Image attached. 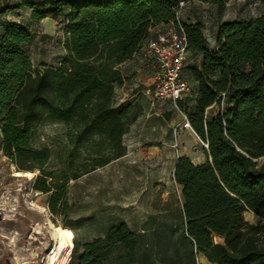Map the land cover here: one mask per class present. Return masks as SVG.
Segmentation results:
<instances>
[{
    "label": "trees",
    "instance_id": "1",
    "mask_svg": "<svg viewBox=\"0 0 264 264\" xmlns=\"http://www.w3.org/2000/svg\"><path fill=\"white\" fill-rule=\"evenodd\" d=\"M180 1L194 0H21L12 7L0 0V16L22 6L32 21L65 19V57L33 71L24 50L31 32L0 18V149L18 172L38 171L32 188L49 194L53 215L67 210V177L45 168L51 153L31 144L34 130L47 119L68 125V141L88 151L84 172L122 156V136L141 107H114L115 87L123 84L119 66L136 59L151 27L176 19ZM181 24L189 52L183 76L193 87L177 107L208 156L199 164L176 159L182 228L163 223L158 238L145 239L125 222L113 223L102 236L73 242L75 264H203L201 256L211 264H264V11L220 23L212 47L199 21ZM192 55L200 62L188 63ZM246 211L260 220L249 224Z\"/></svg>",
    "mask_w": 264,
    "mask_h": 264
},
{
    "label": "rangeland",
    "instance_id": "2",
    "mask_svg": "<svg viewBox=\"0 0 264 264\" xmlns=\"http://www.w3.org/2000/svg\"><path fill=\"white\" fill-rule=\"evenodd\" d=\"M17 2L7 0V5L12 7ZM262 11L264 0H222L221 5L194 0L178 9L177 17L181 22L199 21L206 43L212 47L220 23L249 21ZM8 14L32 34V41L24 45V50L31 59L33 71L40 70L43 64L57 67L66 55L64 17L32 21L29 10L24 7L12 9ZM200 60L201 56L192 55L188 63ZM119 70L123 84L115 87L114 107L129 102L141 107V114L122 136L125 147L122 156L84 172L80 164L87 160L88 151L68 141V125L47 119L33 132L31 144L50 150L45 168L57 177H67L66 212L53 215L47 207L49 194L32 188L38 171L34 170L31 178L17 176L18 170L0 149V264H5V260L9 264H43L46 249L52 243L51 225L60 235L58 258L68 252L63 249L68 238L83 244L102 236L109 225L120 221L145 239L158 238V229L163 223L182 228L181 187L173 179L174 164L180 156L196 164L206 162L204 142L191 130L180 128L184 114L172 103L154 101L145 95L149 74L139 60L131 59L120 65ZM191 105L189 101L187 107L191 109ZM223 106L226 103L221 102L219 108ZM243 216L249 224L260 220L249 211ZM186 249L187 246H180L179 252L185 253ZM75 262L76 258L70 255L65 264Z\"/></svg>",
    "mask_w": 264,
    "mask_h": 264
},
{
    "label": "built area",
    "instance_id": "3",
    "mask_svg": "<svg viewBox=\"0 0 264 264\" xmlns=\"http://www.w3.org/2000/svg\"><path fill=\"white\" fill-rule=\"evenodd\" d=\"M185 4L180 1L178 9ZM188 54L186 35L177 12L175 20L151 27L149 37L136 55L142 68L149 74L145 95L154 101H168L178 109L177 101L190 94L193 87L183 76ZM180 128L193 132L185 115ZM203 144L207 148V144Z\"/></svg>",
    "mask_w": 264,
    "mask_h": 264
},
{
    "label": "bare ground",
    "instance_id": "4",
    "mask_svg": "<svg viewBox=\"0 0 264 264\" xmlns=\"http://www.w3.org/2000/svg\"><path fill=\"white\" fill-rule=\"evenodd\" d=\"M15 174L17 176H29L30 178L33 176L32 172H18L16 171ZM178 185V184H177ZM35 229H37V227H35ZM38 230V229H37ZM49 234H50V238L52 239V243L49 245V247H47L48 249H46V257H45V261L43 264H65L66 261L69 259V256L71 255L70 252L73 249V242L68 238V240L66 241L65 245L63 246V249H67L68 252L62 257V258H58V251L60 249V235L58 230L51 225L50 229H49ZM31 238L34 239L33 236H30ZM30 243V242H29ZM28 243V244H29ZM46 243V242H44ZM13 245V244H12ZM28 248V247H26ZM42 248V247H41ZM39 248V249H41ZM44 248V247H43ZM23 249V248H22ZM25 249V248H24ZM28 250V249H27ZM33 250V249H32ZM31 250V251H32ZM30 251V252H31ZM45 251V250H44ZM28 252V251H27ZM34 252V251H33ZM23 253V252H22ZM45 253V252H44ZM28 254V253H27ZM26 254V255H27ZM34 255V253H32ZM25 255V254H24ZM30 255V254H29ZM28 256V255H27ZM32 257V256H31ZM27 258V257H26ZM16 259V258H14ZM27 260V259H26ZM23 262V261H22ZM15 263V261H14ZM24 263V262H23Z\"/></svg>",
    "mask_w": 264,
    "mask_h": 264
},
{
    "label": "crops",
    "instance_id": "5",
    "mask_svg": "<svg viewBox=\"0 0 264 264\" xmlns=\"http://www.w3.org/2000/svg\"><path fill=\"white\" fill-rule=\"evenodd\" d=\"M21 2V0H19V2H17L16 4H19ZM10 6V5H9ZM14 6V5H13ZM11 7V6H10ZM22 7V6H21ZM20 8V7H19ZM17 9V8H16ZM11 11V10H10ZM9 11L5 14V15H3V16H0V18H5L6 20H8V21H12V22H17V23H19V20L18 19H16V18H13V16H10L9 14ZM29 14H30V11H29ZM47 18H51L53 21H54V18L52 17V16H48V17H46V18H44V19H42V21L43 22H45V20L47 19ZM0 29H1V24H0ZM176 162V161H175ZM194 163V162H193ZM194 164H196V163H194ZM174 166H175V164H174ZM201 262L203 263V264H211V263H209L203 256H201Z\"/></svg>",
    "mask_w": 264,
    "mask_h": 264
},
{
    "label": "water",
    "instance_id": "6",
    "mask_svg": "<svg viewBox=\"0 0 264 264\" xmlns=\"http://www.w3.org/2000/svg\"><path fill=\"white\" fill-rule=\"evenodd\" d=\"M5 264H9V262L7 260H5Z\"/></svg>",
    "mask_w": 264,
    "mask_h": 264
}]
</instances>
